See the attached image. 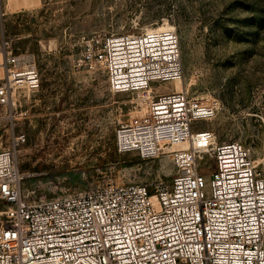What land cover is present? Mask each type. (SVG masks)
<instances>
[{
  "label": "built area",
  "instance_id": "obj_1",
  "mask_svg": "<svg viewBox=\"0 0 264 264\" xmlns=\"http://www.w3.org/2000/svg\"><path fill=\"white\" fill-rule=\"evenodd\" d=\"M80 63L102 67L114 94L136 96L116 131L119 152L168 154L176 174L151 193L141 184L96 187L52 198L25 196V174L0 150V264H264V156L241 142L218 143L210 130L217 101L186 90L172 26L82 38ZM0 104L13 91L41 87L28 60L0 47ZM25 135L15 138L16 146ZM176 147V148H174Z\"/></svg>",
  "mask_w": 264,
  "mask_h": 264
},
{
  "label": "rangeland",
  "instance_id": "obj_2",
  "mask_svg": "<svg viewBox=\"0 0 264 264\" xmlns=\"http://www.w3.org/2000/svg\"><path fill=\"white\" fill-rule=\"evenodd\" d=\"M170 26L180 41L182 87L218 104L193 131L241 142L263 159L264 0H0V47L6 42L41 78L39 89L18 88L12 103L0 104V150L14 151L25 196L52 198L105 181L152 193L171 182L170 155L117 150L116 131L128 123L136 96L112 93L102 67L79 61L83 37Z\"/></svg>",
  "mask_w": 264,
  "mask_h": 264
},
{
  "label": "bare ground",
  "instance_id": "obj_3",
  "mask_svg": "<svg viewBox=\"0 0 264 264\" xmlns=\"http://www.w3.org/2000/svg\"><path fill=\"white\" fill-rule=\"evenodd\" d=\"M0 76H1V73H0ZM180 90H184V88L182 87V82L181 83L175 82L173 91H180ZM174 148H176V147H174ZM260 163H261V160L258 162V164H260Z\"/></svg>",
  "mask_w": 264,
  "mask_h": 264
}]
</instances>
